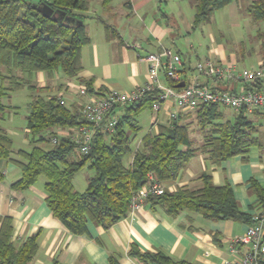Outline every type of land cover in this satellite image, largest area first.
Returning a JSON list of instances; mask_svg holds the SVG:
<instances>
[{
	"label": "trees",
	"instance_id": "trees-1",
	"mask_svg": "<svg viewBox=\"0 0 264 264\" xmlns=\"http://www.w3.org/2000/svg\"><path fill=\"white\" fill-rule=\"evenodd\" d=\"M91 1L0 0V121L18 109L4 104L3 99L9 102L13 93L27 89L30 102L25 128L34 144L50 143L56 138L55 134H48L53 128L89 127L77 107L75 110L57 96L44 95L51 88H38L33 77L44 73L50 80L57 75L78 79L82 72L81 49L89 43L84 21ZM111 1L102 0V7ZM232 1L190 0L191 31L209 23L216 11ZM245 12L252 23L263 20L264 0L251 1ZM105 30L106 39L118 38L112 28L105 26ZM169 82L170 87L176 86ZM78 83L89 95L93 93L90 82L79 79ZM158 93V90L145 93L140 101L126 106L113 134L96 129L89 153L77 159L72 158L75 144L68 136L56 138L57 143H51V149L33 146L29 151L15 152L12 139L0 127V162H9L12 154L24 161L16 162L22 175L12 189L25 191L39 177H44L45 203L52 216L71 234L81 235L88 221L108 229L126 217L132 195L147 184L149 173L157 181L173 180L197 152L214 165L235 157L245 161L254 149L264 153V111L251 113L260 119L257 124L242 114H234L233 120H224L220 107L214 105H201L194 111L203 134L198 148H194L187 124L180 121L183 114H179L168 127L159 126L156 135L146 134L133 149L131 144L140 130L136 116L144 109H151ZM129 156L132 161L125 165L124 159ZM85 166L92 171V176L87 180L85 191L79 193L72 185V178ZM199 180L201 187L197 190L164 191L162 195L149 197L146 204L160 207L170 216L187 212L210 221L253 224L252 216L239 208L229 185L216 186L205 173ZM249 191L256 198L257 211H264V189L252 180ZM11 237V219L4 217L0 220V264H31L38 251L39 234L28 237L20 246L14 245ZM130 255L144 264H192L176 261L159 251L135 250ZM109 264H118V261L110 257Z\"/></svg>",
	"mask_w": 264,
	"mask_h": 264
},
{
	"label": "crops",
	"instance_id": "crops-1",
	"mask_svg": "<svg viewBox=\"0 0 264 264\" xmlns=\"http://www.w3.org/2000/svg\"><path fill=\"white\" fill-rule=\"evenodd\" d=\"M101 1L92 0L85 13V33L89 43L81 49L82 72L78 79L57 75L50 80L44 73H37L33 77L36 86L51 88L50 92L44 95L57 96L66 106L77 110V104L85 101V98L75 94V89L80 87L79 79L90 82L92 96L112 91L129 93L144 87L148 82L147 64L142 59L148 54L163 50H170L181 58L179 77L180 82L185 85H206L230 92L242 89L243 83L237 79L220 81L211 76L196 75L188 81L187 71L193 70L191 60L198 62L200 58L190 50H187L185 55L182 54L174 40L176 35H179L178 26L173 24V29L170 26L176 17L184 23L186 33L188 29L191 30L192 21L190 23L183 18L184 6L180 5L183 0H112L107 7H102ZM235 1L239 15L245 16V8L251 1L256 0ZM94 3L98 5L95 12L91 11ZM230 11L235 13L232 8ZM105 26L112 28L118 38L106 39ZM259 35L261 41L262 37ZM210 40L216 41L213 36H210ZM220 44L213 46L211 43V46H207L202 60L211 59L223 65L235 63L239 69L245 68V58L250 59L247 69H256L264 64V49H261L260 53L259 50L254 52V46L260 49L264 42L255 41V45L249 50L240 47L227 48ZM198 46L200 47V44ZM253 52L254 57L251 56ZM161 60L164 62L167 59L162 57ZM162 77V80L161 76L159 77L160 85L164 88L170 87L169 80L164 75ZM9 106L17 108L11 104ZM171 108L174 109L171 102H166L158 112H154L155 114L150 109L151 120L146 130L142 127L144 121L138 118L141 112L136 116L140 130L135 137V140H138L134 141V149L140 145L146 134L156 135L159 126L168 127L171 124L167 115ZM13 113L7 118L9 124L0 127L12 139L15 152L29 151L33 146L46 149L47 144L50 145L48 149L52 148V144L47 142L34 144L25 128V122L23 128L18 130L20 133L13 129L11 125L17 111ZM124 113L125 109L119 108L115 111L119 117ZM69 132V129L53 128L48 134H55L59 139L68 136ZM72 158L80 157L73 152ZM124 160L125 165H129L132 157ZM16 162L24 161L12 154L9 162H0V172L3 174V180L0 182V220L4 217L11 219V241L16 246H20L28 237L39 234L38 251L31 264H109L110 257L115 258L118 264H144L130 255L135 250L141 253L159 251L176 261L192 264H225L233 258L230 253L233 240L243 235L248 227L231 220L210 221L187 212L170 216L160 207H150L146 204L140 211L127 214L108 229L88 221L83 234L73 235L48 209L43 190L44 179L25 191L12 189V185L19 181L22 175ZM203 173L208 174L216 186L229 185L242 211L251 216L257 211L256 198L250 193L249 187L250 182L254 180L264 189V153L254 149L245 161L235 157L214 165L204 154L197 152L175 179L159 183L167 192L182 188L197 190L201 187L199 177ZM73 178L74 189L79 193L85 191L89 177H86L85 185L78 188H75Z\"/></svg>",
	"mask_w": 264,
	"mask_h": 264
},
{
	"label": "built area",
	"instance_id": "built-area-1",
	"mask_svg": "<svg viewBox=\"0 0 264 264\" xmlns=\"http://www.w3.org/2000/svg\"><path fill=\"white\" fill-rule=\"evenodd\" d=\"M167 60L162 62L161 58ZM142 60L147 64L148 82L144 87L129 93L112 91L101 96H92L82 86L75 89V94L85 98L78 103V114L89 124V127L70 129L68 137L75 144V154L85 156L91 148V141L96 129L111 135L118 123L116 109H124L140 101L143 94L158 90V98L151 104V110L158 112L162 105L171 102L167 111L170 123L179 114L196 111L201 105H214L231 110L234 114L247 116L254 111H264V64L256 69L237 68L235 63L220 64L215 60L198 61L194 70L200 76H211L220 81L239 80L243 83L238 92H230L206 85H189L183 88L162 87L159 83L160 74L177 85L180 83L179 68L181 58L170 50L146 55ZM57 143L56 138L51 139ZM148 182L131 197L128 214L140 211L149 197L164 193L159 181L149 173ZM253 224L248 226L243 235L233 240L230 253L233 258L225 264H262L264 263V211H256L252 215Z\"/></svg>",
	"mask_w": 264,
	"mask_h": 264
},
{
	"label": "rangeland",
	"instance_id": "rangeland-1",
	"mask_svg": "<svg viewBox=\"0 0 264 264\" xmlns=\"http://www.w3.org/2000/svg\"><path fill=\"white\" fill-rule=\"evenodd\" d=\"M235 2L236 1L234 0L231 5L216 11L209 23L200 25L194 31L188 29V33L184 31L185 30L184 23L182 24L179 21V18L174 17L175 19L172 20L170 26L172 27V29L174 25L178 26L179 35H176L174 40L176 41L175 42L177 45L176 47L181 50L182 54L185 55L187 50H190L192 54L197 53L198 57L200 58V61H202L206 53V47L211 46V43L213 46H215L216 43L217 44L221 43L220 45H223L227 48L240 47V49L244 48L246 50H249L251 47L255 45V41L259 43L264 42V19L257 23H252L250 17L247 14H245V16L239 15L238 13L239 9L236 10ZM180 5L182 7L184 6L183 18H186L187 22L189 21L191 23L193 9L190 0H183L181 1ZM97 8L98 5L94 3V7L93 9H91V11L95 12ZM230 8L233 9V11L235 12L234 14L230 11ZM258 34H260L259 36L262 37L261 41H259L260 37L258 38ZM210 36H213V38H215L216 41L211 42ZM199 44L200 47L198 46ZM254 48H255L254 52L259 50L260 53V50L264 49V46L262 47L261 45L260 49H256L257 47L255 46ZM254 52L251 54L252 57L255 56ZM244 60H245L244 66L243 65L242 66L245 68H249L250 59L248 60V58H245ZM191 63L193 70L187 71L188 81L191 80L192 77L198 75L197 72L194 70V67L197 62L195 61V59H193L191 60ZM162 75L163 74H160L161 80L163 79ZM29 102H30V92H28L27 89H23L13 93L11 95V99L9 100V102L7 101V99H3L4 104L6 105L11 104L17 106L18 108L15 119H13L14 122L11 125V127H13V129H15L16 131L21 130L23 128V123L25 122L24 121L25 116L28 113ZM151 112L152 111H150L149 109H144L141 111L138 117L140 121L142 120L144 121L142 127L145 130L151 120V114H150ZM220 112L222 113L224 120H228V119L233 120L234 113L231 110L220 107ZM252 115L253 114H248L247 116L254 119L255 123L258 124L260 122V119H256L255 116L253 117ZM195 116L196 115L194 112L185 113L182 115L183 118L180 121L181 123L187 124L188 136L190 140L193 141V146L199 147L203 141V134H202V130H200V127L197 125L195 121ZM7 118L3 120L4 122L0 121V126L5 127L6 125L9 124ZM259 130L261 131L262 129L260 128ZM137 140L138 138H136V140L134 139L131 144V147L133 149L136 144V142L134 141ZM48 146L50 145L47 144V146H45L46 149H48ZM90 176H92V171H90L87 168V166L82 168L79 172L75 174L73 178L75 188L85 185L86 177H90ZM43 179L45 180V178L41 176L38 178L37 181H41Z\"/></svg>",
	"mask_w": 264,
	"mask_h": 264
},
{
	"label": "water",
	"instance_id": "water-1",
	"mask_svg": "<svg viewBox=\"0 0 264 264\" xmlns=\"http://www.w3.org/2000/svg\"><path fill=\"white\" fill-rule=\"evenodd\" d=\"M79 24H82V23L80 22ZM184 86H185L184 82H180V83H178V84L175 86V88L180 89V88H183Z\"/></svg>",
	"mask_w": 264,
	"mask_h": 264
}]
</instances>
